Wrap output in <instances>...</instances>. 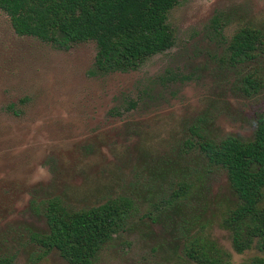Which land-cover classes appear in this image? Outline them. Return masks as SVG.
<instances>
[{
	"label": "rangeland",
	"instance_id": "obj_1",
	"mask_svg": "<svg viewBox=\"0 0 264 264\" xmlns=\"http://www.w3.org/2000/svg\"><path fill=\"white\" fill-rule=\"evenodd\" d=\"M216 15L228 21V40L248 22L264 27V0H182L169 15L173 47L138 69L105 71L93 42L65 47L20 36L0 10V253L21 241L15 264H66L57 253L30 257L28 230L45 229V201L83 207L128 194L149 208L196 165L182 144L199 119L214 136H253L264 111V55L230 64L226 39L211 28ZM247 74L261 79L259 92L240 89ZM131 100L138 102L132 109ZM214 193L224 208L234 202L224 175ZM147 223L110 244L96 264H155L163 228ZM213 233L235 264L258 253L237 254L218 224Z\"/></svg>",
	"mask_w": 264,
	"mask_h": 264
},
{
	"label": "trees",
	"instance_id": "obj_2",
	"mask_svg": "<svg viewBox=\"0 0 264 264\" xmlns=\"http://www.w3.org/2000/svg\"><path fill=\"white\" fill-rule=\"evenodd\" d=\"M181 2L0 0V10L20 36L65 47L93 42L97 67L117 71L138 69L175 45L169 15ZM227 24L222 15L212 19L218 39H226ZM226 42L230 64L259 61L264 55V27L248 22ZM261 87V79L254 74L241 80L240 89L247 95ZM137 104L131 100L128 108ZM203 120L189 126L182 144L183 156L195 152L196 165L183 169L149 208L142 210L143 202L128 194L83 207L70 206L59 197L45 201V229L28 230V242L34 248L32 261L57 253L66 264H96L110 244L150 221L163 228V236L152 247L159 256L155 264H235L233 253L215 237V224L230 233L237 254L258 251L241 264H264V111L258 114L254 134L248 139L233 134L214 136L203 127ZM222 175L235 197L226 208L214 193ZM18 244L13 251L0 253V264L17 262L26 246L21 241Z\"/></svg>",
	"mask_w": 264,
	"mask_h": 264
}]
</instances>
